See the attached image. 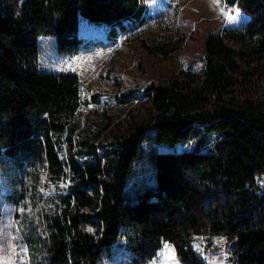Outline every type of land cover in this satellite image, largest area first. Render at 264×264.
Masks as SVG:
<instances>
[{
    "label": "trees",
    "instance_id": "1",
    "mask_svg": "<svg viewBox=\"0 0 264 264\" xmlns=\"http://www.w3.org/2000/svg\"><path fill=\"white\" fill-rule=\"evenodd\" d=\"M225 2L249 20L205 36L202 71L149 84L148 120L103 136L112 121L79 130L80 76L42 70L40 39L77 54L81 17L117 39L145 24L144 0H0V167L28 264H151L166 243L208 264L199 236L227 237L229 264H264V0ZM215 131L214 150L156 149Z\"/></svg>",
    "mask_w": 264,
    "mask_h": 264
},
{
    "label": "rangeland",
    "instance_id": "2",
    "mask_svg": "<svg viewBox=\"0 0 264 264\" xmlns=\"http://www.w3.org/2000/svg\"><path fill=\"white\" fill-rule=\"evenodd\" d=\"M23 0H1L3 7L17 13ZM147 7L145 24H129L117 39L110 37V26L96 24L81 17L79 35L84 47L74 55L55 50L54 35L40 39L39 67L44 71L76 72L82 88V123L79 130L91 135L112 121L103 136L127 131L138 122L148 120L152 104L145 95L151 83H171L183 77L185 71L204 68V38L210 33L224 34L227 28L244 25L249 16L238 6L225 0H144ZM146 43L147 46L144 45ZM163 43L167 51H157ZM218 131L199 134L188 142L175 145L156 144L160 152L214 150L220 139ZM154 173V170L151 171ZM150 174L138 172L136 180L143 182ZM4 170L0 167V264H28V247L18 228L17 205L9 195ZM168 255L175 264H183L170 243ZM164 245V246H165ZM194 248L208 264H229L231 242L227 237L199 236ZM151 264H166L162 253Z\"/></svg>",
    "mask_w": 264,
    "mask_h": 264
},
{
    "label": "snow or ice",
    "instance_id": "3",
    "mask_svg": "<svg viewBox=\"0 0 264 264\" xmlns=\"http://www.w3.org/2000/svg\"><path fill=\"white\" fill-rule=\"evenodd\" d=\"M164 248H165V251L162 253V255L165 258L166 264H175L174 255L172 256L168 255L169 246L165 245Z\"/></svg>",
    "mask_w": 264,
    "mask_h": 264
}]
</instances>
